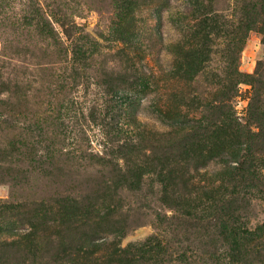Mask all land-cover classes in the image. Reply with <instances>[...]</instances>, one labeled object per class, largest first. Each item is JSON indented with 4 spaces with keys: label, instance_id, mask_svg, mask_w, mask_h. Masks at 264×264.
Wrapping results in <instances>:
<instances>
[{
    "label": "trees",
    "instance_id": "obj_1",
    "mask_svg": "<svg viewBox=\"0 0 264 264\" xmlns=\"http://www.w3.org/2000/svg\"><path fill=\"white\" fill-rule=\"evenodd\" d=\"M15 1L0 0V8L13 10ZM70 1H74V6ZM111 3L113 19L117 21L109 28V36L117 33L112 40L119 47L124 44L126 47L122 49L132 57L124 69L111 71L127 79L126 87L113 88L107 82L102 83L105 86L102 109H119L123 123L120 136L108 151L113 160L102 162L110 164L112 171L100 174L95 181L86 180L79 198H65L71 211L84 210L83 217L77 220L82 224L77 228L85 233L74 249L100 251L90 230L105 224V220H111L112 224H107L114 228L126 224L127 218L118 212L121 206L116 200L128 193L149 196L171 214L155 213L161 234L125 248L114 245L112 258L118 264H264V218L257 219L253 214L257 205L264 204V109H247L242 121L231 106L238 83H258L261 79L246 80L250 75L240 71L238 63L229 72L225 63L233 65L234 57L231 62L223 58L220 67L210 65L216 40L239 53L249 27L227 30L222 14L212 10L200 13L199 4L189 0L182 10L174 7L171 0ZM18 5L22 15L11 11L5 21H9V29L13 31L15 25L17 29L33 27L47 43L54 55L48 69L55 76L56 64L61 65L55 81L58 92L65 88V95L68 91L64 99L68 108L73 101L69 96L75 80L87 69V60L93 59L96 47L101 45L90 39L76 22L75 17L80 16L77 0H20ZM241 8L238 20L231 22L238 21V27L240 24L252 27L259 21L258 32L264 34V0H243ZM164 15L180 36L166 49L172 60L170 68L162 72L152 66L143 67L140 57L144 53L150 55L155 38L162 44ZM204 74L213 76L211 88L215 89V95L203 91L181 95L175 89L169 102L160 98L165 82L182 81L191 86ZM230 76L234 81L230 83L233 92L227 94ZM143 95L149 97L151 115L162 129H146L136 119L139 98ZM11 115L0 111V121L9 123L13 120ZM42 130L34 124L29 132L37 131L39 135ZM17 143H0V168L3 163H11L9 158L20 155ZM209 166L213 167L210 173L206 170ZM144 186L150 191L145 193ZM102 208L111 209L101 218L103 221H98L99 217L92 214ZM9 238L12 240L8 241ZM24 239L20 233L0 228V245H14ZM71 254L78 257L75 252Z\"/></svg>",
    "mask_w": 264,
    "mask_h": 264
},
{
    "label": "rangeland",
    "instance_id": "obj_2",
    "mask_svg": "<svg viewBox=\"0 0 264 264\" xmlns=\"http://www.w3.org/2000/svg\"><path fill=\"white\" fill-rule=\"evenodd\" d=\"M19 1L16 0L14 9L10 8L8 12L0 8V111L4 115L12 114L13 118L9 123L0 121V143L8 145L18 142L16 145L20 153L8 159L11 163L1 164L0 228L20 233L25 239L14 245H0V264H118L112 258L114 245L125 248L143 242L154 234H161V229L156 226L155 213L165 211L170 215L171 212L160 208L149 196L144 198L139 194L124 193L116 202L121 206L118 212L127 218L126 224L114 228L107 224H112L111 220H105V224L93 226L90 234L94 243L99 244L98 252L94 249H74L85 233L77 228L82 224L77 220L83 217L84 210L71 211L65 198H79L86 180L91 178L95 181L100 174L108 175L110 164L107 166L105 163V167L102 162L113 160L108 151L120 136L123 123L119 109H102L105 89L102 83L107 82L106 85L113 88L126 87L127 79L117 77L111 71L124 69L132 57L122 49L126 47L124 44L119 47L112 40L118 36L117 33L109 36V28L117 21L113 19L112 0H77L80 16L75 17L76 22L101 47H96L93 59L86 62L87 69L75 80L69 96L73 98V103L70 102L68 108L64 101L68 91L65 95V88L58 92L55 81L61 65L56 64L55 76L53 70L48 69L54 55L46 47L47 43L33 31V27L17 29L15 25L13 31L9 29V21H5L4 17L12 14L11 11L22 15L19 14L22 9ZM189 1L199 4L200 13L212 10L222 14L227 30L249 27L241 52L225 47L220 40H216L210 63L216 68L223 65V58L231 62L234 57L233 61H236L233 65L225 63L229 72L238 63V69L250 75L246 80L260 77L258 83L240 82L235 86L236 95L231 106L243 121L247 109H264V34L258 32L257 28L261 25L256 21L255 26L240 24L238 27V21L231 22L240 17L243 0ZM73 2L70 1L71 6H74ZM171 2L182 10L188 0ZM165 15L160 30L162 44L155 38V47L150 55L144 53L140 57L143 67L152 66L162 72L170 68L172 60L171 53L166 49L180 36L179 30ZM140 17H145L143 12ZM122 33L124 37L127 36L124 29ZM160 74L168 77L166 73ZM212 77L211 74H204L191 86L182 81L165 82V90L162 88L159 96L166 102L175 89L181 95L202 91L215 95V89L211 88ZM232 79L233 76H230L226 83L227 94L233 92L230 85ZM147 99L149 97L145 95L139 98L136 119L146 129H162L161 123L151 115L152 109ZM34 124L43 129L41 134L29 132ZM25 145L29 147L27 150ZM16 159L22 162L17 164ZM212 169L209 166L206 170L210 173ZM143 190L146 193L150 188L144 186ZM110 209L102 208L92 216H98L100 221ZM253 214L257 219L264 218V204L257 205Z\"/></svg>",
    "mask_w": 264,
    "mask_h": 264
}]
</instances>
